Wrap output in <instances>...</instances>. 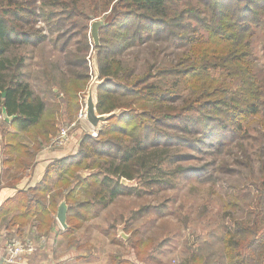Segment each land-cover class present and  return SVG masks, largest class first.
Returning a JSON list of instances; mask_svg holds the SVG:
<instances>
[{"label":"trees","instance_id":"trees-1","mask_svg":"<svg viewBox=\"0 0 264 264\" xmlns=\"http://www.w3.org/2000/svg\"><path fill=\"white\" fill-rule=\"evenodd\" d=\"M39 1L0 0V116L4 109L12 117L0 120V150L5 174L13 170L9 184L31 172L37 154L56 135L63 108L59 97L70 115L81 111L85 91L97 76L96 112L109 117L96 137L81 135L75 152L53 159L35 186L7 199L0 207V228L20 234L30 223L36 237L46 236L64 201L67 228L57 238L71 242L93 211L133 191L122 178L134 181L155 170L211 181L220 171L238 173L228 160L200 166L178 162L205 155L207 149L219 153L238 141L246 168L253 171L257 162L260 175L251 179L253 206L231 215L224 258L227 264H264V76L254 72L251 46L255 32L264 34V0ZM38 20L55 32L61 54L54 61L44 58L46 98L35 94L24 72L23 49L47 39L36 27ZM93 20L103 21L97 45L91 37ZM150 42L180 51L162 62L153 50L140 71L124 62L125 52ZM261 50L264 55V41ZM177 148L187 151L170 153ZM166 158L176 162L168 171L160 165ZM127 241L134 260L111 255V264H145L159 247L148 238ZM182 264H204L203 255L191 250Z\"/></svg>","mask_w":264,"mask_h":264},{"label":"rangeland","instance_id":"rangeland-1","mask_svg":"<svg viewBox=\"0 0 264 264\" xmlns=\"http://www.w3.org/2000/svg\"><path fill=\"white\" fill-rule=\"evenodd\" d=\"M12 1L25 4L35 2L36 5L40 3L39 0ZM36 27L46 34L47 39L44 44L27 46L23 49L24 72L35 94L46 98V88L42 85L44 58L54 61L60 59L61 54L54 42L55 32L41 20H38ZM263 41L264 34L260 31L255 32L251 46L255 59L254 72L258 78L264 76V55L261 50ZM153 50L162 62L174 58L180 51L169 43L150 42L125 52L123 60L140 71L145 65V60L153 57L151 54ZM96 82L93 78L85 91V96L89 87L95 91ZM62 101V97H59L57 103H61L63 108L57 115L56 134L61 127L75 124L78 116L80 117L83 112L82 108L81 111L76 113L74 111L70 115ZM81 102L83 104V97ZM254 126L255 123L249 128L251 133H254ZM77 127L74 129L77 131L76 135L66 146L73 143L72 146L77 147L81 135L91 134L87 123L78 121ZM185 151H187L186 148H177L170 153ZM206 151L205 155L197 154L195 158L178 162L182 165L200 166L212 160H228L232 162V166L238 173L228 175L220 171L215 173L214 180L204 181L198 180L195 175L191 178L178 173L160 175L153 170L148 176L138 177L133 182H125L127 186H132L133 191L119 194L105 208L98 206L99 210L92 212L93 218L84 222L72 237L73 239L77 237L78 242L83 244L82 248L90 252V261L93 264H110L111 255L132 257L131 246L127 240L137 237L148 238L153 245H159L157 250H151L150 258L145 261V264H182L191 250H194L195 254L203 255L204 264H227L224 258V233L230 225L231 215H237L242 208L247 209L253 206L256 189L251 179L257 178L260 173L257 170V162L254 163L253 171L246 168L247 158L241 152V142H229L228 146L221 149L219 153L212 152L211 149ZM235 158L241 162L234 164ZM175 163L166 158L160 165L163 170L168 171ZM153 176L167 179L169 183L151 180ZM232 201H236L237 206L235 203L227 209L225 205ZM56 223L60 227L57 221ZM35 236L36 234L30 235L31 238L16 236L13 239L9 238L8 241H33L32 243L45 249L46 237L41 241L39 236L34 238Z\"/></svg>","mask_w":264,"mask_h":264},{"label":"crops","instance_id":"crops-1","mask_svg":"<svg viewBox=\"0 0 264 264\" xmlns=\"http://www.w3.org/2000/svg\"><path fill=\"white\" fill-rule=\"evenodd\" d=\"M72 144L73 143L64 148L57 149H48L47 146L43 147L36 156L31 172L28 173V175L23 176L15 185L9 184L13 179V170L8 174H5L1 164L0 150V207L5 204L7 199L13 197L17 190H25L35 186L36 183L42 178L47 165L53 159L60 158L75 152V147L72 146ZM60 230L65 229H63L61 225L59 227L56 223L50 234L46 236L41 235V241H43L46 237L45 249L40 248L38 245H35L36 243H34L35 249L32 253L18 256L9 261L4 249V245L9 240V238L13 239V237L16 236L30 237V235H34V232L31 229L30 223L25 228H23L20 234L16 232L15 228H12L11 235H8L7 232L6 235H4L5 231L0 228V264H93V262L90 261V252H88V250L85 248H82L83 244L78 242L77 237H74L75 239L71 240V242L69 239L60 240L57 238V234L60 232ZM34 238H36V236ZM28 241L31 240L28 239ZM123 257L129 260H134V255H132L130 258L126 256Z\"/></svg>","mask_w":264,"mask_h":264},{"label":"water","instance_id":"water-1","mask_svg":"<svg viewBox=\"0 0 264 264\" xmlns=\"http://www.w3.org/2000/svg\"><path fill=\"white\" fill-rule=\"evenodd\" d=\"M101 25H103V21L101 20H93L91 23V37H92L93 43L96 45L98 44V28ZM94 78L97 81L95 85V91H96V87L100 82L98 81L97 76H95ZM95 91L91 87H89L87 91V96L84 97V103H85L84 113H85V121L90 126V128L93 130H99L100 126L105 122L106 118L109 117V115L97 114ZM3 96H4V93H3ZM1 116H2V119L6 121H10L12 118L6 115V112L4 109L2 111ZM125 182H130V181H127L126 179L122 178L121 183L124 185H127ZM66 211H67V206L65 202L62 201L58 205L57 212H56V219L63 229L67 228ZM120 234L122 235L123 233H120Z\"/></svg>","mask_w":264,"mask_h":264},{"label":"built area","instance_id":"built-area-1","mask_svg":"<svg viewBox=\"0 0 264 264\" xmlns=\"http://www.w3.org/2000/svg\"><path fill=\"white\" fill-rule=\"evenodd\" d=\"M2 119V116H0V120ZM81 121L83 123H86L85 121V113L84 108L83 112L80 114V117L78 116L75 124L71 123L68 126H63L59 129L58 133L51 139L49 144L47 145L48 149H57L62 148L69 144L71 142V139L74 135H76L77 131L74 130L77 127V122ZM91 136L96 137L97 130L91 129ZM73 131V132H72ZM81 131V129H80ZM89 134V133H88ZM5 253L10 260H13L14 258L32 253L35 249V245L32 242H17L15 240L7 241L4 245Z\"/></svg>","mask_w":264,"mask_h":264}]
</instances>
